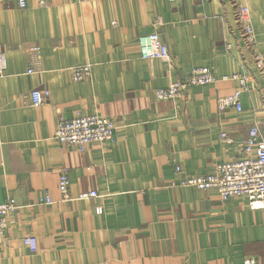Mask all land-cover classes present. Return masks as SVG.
<instances>
[{"label": "crops", "instance_id": "crops-1", "mask_svg": "<svg viewBox=\"0 0 264 264\" xmlns=\"http://www.w3.org/2000/svg\"><path fill=\"white\" fill-rule=\"evenodd\" d=\"M40 1L20 8L0 0V202L12 196L17 204L0 264L264 261V208L179 184L238 158L250 124L264 119V77L254 65L264 52V0ZM237 4L249 8L252 41ZM156 20L168 61L139 52L138 37ZM36 48L40 58L27 73ZM85 62L89 77L73 80L70 66ZM241 64L251 73L242 109H218L217 98L237 86L222 76ZM201 65L212 68L215 82L174 100L156 98V88ZM33 88L49 92L38 105ZM91 112L113 119L111 141L80 151L53 136L60 118ZM60 168L69 179L66 198L57 187ZM91 190L95 196L79 197Z\"/></svg>", "mask_w": 264, "mask_h": 264}, {"label": "built area", "instance_id": "built-area-1", "mask_svg": "<svg viewBox=\"0 0 264 264\" xmlns=\"http://www.w3.org/2000/svg\"><path fill=\"white\" fill-rule=\"evenodd\" d=\"M40 3H43V0ZM17 4L20 8H23L26 6V0H17ZM236 18L241 24L248 41H252L249 8L246 5L237 4ZM153 27L151 33L138 37L139 52L143 58L168 61L171 55L167 44L161 37L158 20L154 22ZM34 50L36 54L26 69L27 73L34 71L33 63H36L40 58L38 48ZM254 65L264 77V52L255 54ZM5 69V56L4 53L0 52V76L4 74ZM91 69L92 64L89 62L70 66L72 78L75 81L88 78ZM222 78L235 80L237 86L230 94L217 98L218 109L233 106L238 111L241 110V93L250 88V71L245 64H241L239 71L228 76L224 75ZM216 79L210 66H196L188 72H184L178 79L168 85L156 88L155 95L159 100H174L181 97L189 87L211 84ZM30 93L32 104L38 105L49 92L47 89L33 88ZM114 128V121L108 116L95 112L79 113L71 118H60L53 136L60 143L83 151L91 142L111 141ZM220 137L225 141H231V138L225 132H220ZM176 169L179 170L180 168L177 167ZM179 184L199 189H215L222 199L230 196H242L246 199L250 208H264V119L253 120L250 124L247 137L243 140L242 153L238 158L218 162L214 164L211 171L185 176L179 181ZM68 185L69 179L66 170L63 168L58 169L57 187L63 198L68 197ZM95 195L96 192L91 190L82 192L79 197L85 198ZM44 201H50L48 195L45 196ZM16 208L17 204L12 196H8L0 202V244L5 239L9 215ZM22 239L31 250H35L34 236L26 234ZM243 264H264V261L247 257L244 259Z\"/></svg>", "mask_w": 264, "mask_h": 264}]
</instances>
